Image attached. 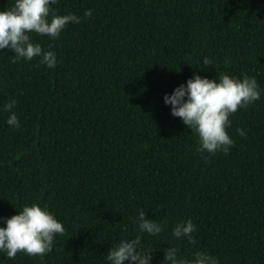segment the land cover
Segmentation results:
<instances>
[{"label": "trees", "instance_id": "16d2710c", "mask_svg": "<svg viewBox=\"0 0 264 264\" xmlns=\"http://www.w3.org/2000/svg\"><path fill=\"white\" fill-rule=\"evenodd\" d=\"M11 3L0 0V10ZM52 7L81 18L57 38L31 34L55 52L54 68L0 50V106L15 98L20 121L12 128L0 112V217L35 202L65 231L43 261L18 252L0 254V264H107L108 247L137 235L138 209L163 224L141 238L155 248L153 264L171 226L189 217L194 242L173 241L184 255L200 249L220 264H264V91L230 115L234 143L211 156L194 152L195 134L161 98L193 72L246 73L264 89V0Z\"/></svg>", "mask_w": 264, "mask_h": 264}, {"label": "clouds", "instance_id": "9594fccd", "mask_svg": "<svg viewBox=\"0 0 264 264\" xmlns=\"http://www.w3.org/2000/svg\"><path fill=\"white\" fill-rule=\"evenodd\" d=\"M56 3L57 0H12L9 7L0 10V50H10L12 62L21 59L28 62L35 57L37 66L55 67V52L42 48L40 43L32 40L31 34L57 38L67 24L79 23L81 19L72 12L57 14L52 7ZM83 15L91 16L92 9L86 8ZM262 91L264 89L260 88L256 77L246 73L239 77L216 73L215 78H209L193 72L170 93H163L161 98L169 106L170 114L179 117L195 134L194 152L211 156L218 151H229L234 143L226 131L231 125L230 115L259 100ZM15 104V98H10L0 106V112L7 113L5 123L12 128L20 126L13 111ZM236 132L245 135L242 129L237 128ZM131 220L137 235L121 238L108 247L104 257L107 264H153L155 248L144 247L141 238L144 234H160L163 224L146 218L143 209H138ZM0 221V254L8 258L22 252L43 261L44 255L52 249L55 236L65 231L62 222L47 207L35 202L20 205L15 214L0 217ZM195 231L196 225L190 217L173 224L171 240L160 249L162 256L158 264H220L219 259L207 250L196 249L190 255H184L173 242L181 238L194 242Z\"/></svg>", "mask_w": 264, "mask_h": 264}]
</instances>
